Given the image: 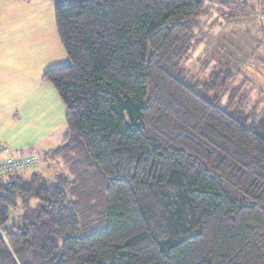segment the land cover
<instances>
[{
  "label": "trees",
  "instance_id": "obj_1",
  "mask_svg": "<svg viewBox=\"0 0 264 264\" xmlns=\"http://www.w3.org/2000/svg\"><path fill=\"white\" fill-rule=\"evenodd\" d=\"M214 1L56 0L62 170L0 177V264H264L258 103L215 62L185 77L210 19L258 15Z\"/></svg>",
  "mask_w": 264,
  "mask_h": 264
},
{
  "label": "rangeland",
  "instance_id": "obj_2",
  "mask_svg": "<svg viewBox=\"0 0 264 264\" xmlns=\"http://www.w3.org/2000/svg\"><path fill=\"white\" fill-rule=\"evenodd\" d=\"M210 2L207 0V3ZM228 2H244L258 15L264 14V0H215L211 5L222 6L223 11H229L231 8L226 6ZM42 10V16L36 9L32 21L25 25L18 24L16 35L11 40L19 41L27 37L30 43L17 49V41L9 42L5 47L0 44L3 52H0V76L11 80L10 88H0V145L10 152L31 151L38 158V169L52 177L62 170V164L46 156V151L61 143L67 127L64 121L65 106L53 85L44 79L43 73L48 68L65 65L67 55L64 47L60 48L54 39L57 36L58 40L54 31V15L49 9ZM218 14L220 16L216 14L209 20L201 34L202 40L187 59L185 77L191 81L208 79L216 71L214 62L223 66L235 76L231 86H240L243 91L241 104L244 110L252 111L251 106L258 103L260 113L252 115V120H258V128L264 131V17L261 19L255 13H247L225 20L220 12ZM27 54L35 56L27 57ZM4 81L0 80V84ZM48 89L62 104L60 112L59 107L53 111L54 107L46 103L51 96ZM23 90L32 92L35 98L32 106L22 103ZM227 93L222 97L221 105L227 103ZM36 96L42 101V106L38 105ZM52 112L55 114L51 117Z\"/></svg>",
  "mask_w": 264,
  "mask_h": 264
},
{
  "label": "crops",
  "instance_id": "obj_3",
  "mask_svg": "<svg viewBox=\"0 0 264 264\" xmlns=\"http://www.w3.org/2000/svg\"><path fill=\"white\" fill-rule=\"evenodd\" d=\"M55 2L56 0H0V44L3 47H5L9 44V42L17 41V39L11 41L12 38L16 35L15 33V31H17L16 26L18 24L25 25V23L32 21V19L35 18L34 13L36 9L39 10L40 16H42L43 14L42 9H47V10L49 9L51 15H54ZM54 31H55V35H57L56 29ZM56 37L57 36H54L55 42L57 41L59 47L63 49V45L59 39V36H58V40L60 43L58 42ZM28 42L30 43L29 39L27 37H23L22 39L17 41L16 43L17 46L15 45L16 49L19 48L20 46L26 45ZM5 53L7 52L5 51ZM26 56L34 57L35 55L27 54ZM1 68L2 66H0V69ZM0 80H5L0 84V88L7 89L11 87V83H10L11 80H8V78H3L0 76ZM23 91H24V95H23L22 103L30 104V106H32L35 99L32 97V92L30 90H23ZM48 94L51 95L49 101L48 102H46L45 100L44 101L46 103H50L54 107L53 111L59 107V112H60V110L63 108V106L62 107L60 106L61 104L60 101L58 100V98L56 99V96L51 89H48ZM39 95L41 96V94ZM40 99H43V97H40ZM50 101H52L53 103ZM37 102L38 105L42 106V101L39 100V97H37ZM54 114L55 112H52L51 117Z\"/></svg>",
  "mask_w": 264,
  "mask_h": 264
},
{
  "label": "built area",
  "instance_id": "obj_4",
  "mask_svg": "<svg viewBox=\"0 0 264 264\" xmlns=\"http://www.w3.org/2000/svg\"><path fill=\"white\" fill-rule=\"evenodd\" d=\"M38 165V159L31 153L12 154L7 147L0 145V177L4 174L26 172Z\"/></svg>",
  "mask_w": 264,
  "mask_h": 264
}]
</instances>
